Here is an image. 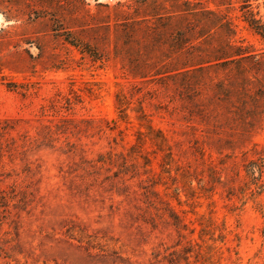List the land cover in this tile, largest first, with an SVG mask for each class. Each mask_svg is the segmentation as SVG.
Instances as JSON below:
<instances>
[{
	"label": "rangeland",
	"instance_id": "1",
	"mask_svg": "<svg viewBox=\"0 0 264 264\" xmlns=\"http://www.w3.org/2000/svg\"><path fill=\"white\" fill-rule=\"evenodd\" d=\"M136 1L0 0V264H208L211 252L215 264H264V90L253 79L248 134L226 125V143L202 144L198 119H184L170 92L151 100L152 84L126 77L114 55L119 12L150 10ZM149 3L168 9L172 0ZM201 3L230 20L237 45L264 59V41L242 21V0ZM250 3L264 18V0ZM69 33L86 53L63 40ZM261 74L254 68L253 77ZM120 87L135 91L126 120L118 117ZM139 101L173 146L169 173L148 142L140 156L150 166L128 157L145 131ZM107 153L115 165L96 163ZM120 154L128 168L119 174ZM93 163L102 168L90 173ZM148 184L157 197L143 195ZM147 200L172 206L181 237L167 211Z\"/></svg>",
	"mask_w": 264,
	"mask_h": 264
},
{
	"label": "trees",
	"instance_id": "2",
	"mask_svg": "<svg viewBox=\"0 0 264 264\" xmlns=\"http://www.w3.org/2000/svg\"><path fill=\"white\" fill-rule=\"evenodd\" d=\"M149 1L151 0L136 2L150 10L137 8L131 12L123 11V14L119 12L122 19H118L121 23L117 26L119 31L114 38V55L121 60L124 75L141 80L140 84H152L154 88L150 93L151 100L153 97L159 99L158 95L165 92L172 93L173 101L179 103L181 112L186 113L184 119L189 121L196 118L204 126L201 141L204 145L226 143L227 141L219 137L226 125L231 130L238 126L244 128L248 134L253 129V79H257L259 88L264 90V59L237 45L230 20L220 11L204 6L201 0H172L168 9L162 5H152ZM211 1L218 8L223 0ZM251 5L250 0H242V21L264 41V18L259 12L253 13ZM63 40L86 53L84 47L87 44L78 43L70 33L65 34ZM87 54L95 60H100L95 58L96 54ZM254 68H258L262 73L259 79L253 77ZM263 92H259V98L264 99ZM134 94L133 87L128 90L120 87L116 93L120 120L127 119L126 110ZM138 103L137 120L142 123L140 125L145 131H137L135 144L130 148L128 157H131L132 153L139 154V157H143L144 165L150 166L151 162L147 156H140L142 147L148 142L156 151L163 153L160 167L163 173H169L170 167L175 163L173 146L163 131L151 124L149 115L144 112L142 101ZM232 109L238 111L237 118L228 116ZM205 137L210 142L203 141ZM194 141L198 145V140ZM119 156L120 163L117 167L120 174L127 170L128 159L122 154ZM96 163L115 165L110 153L99 155ZM90 166V173L102 168L94 163ZM180 175L183 183L190 178L189 171ZM117 176L118 172L114 177ZM138 176L139 174L135 173L131 178ZM120 181L124 182L123 179ZM139 182L141 184L148 181ZM154 186L155 184L141 185L143 195L157 197L158 192L153 189ZM188 189L192 191V188ZM175 192L177 194L178 188ZM5 200L6 196L1 195L0 206ZM159 203L162 207L158 209L155 202L147 200V207L166 210L168 218L172 221L171 225L181 237L180 231L185 229L181 218L168 202ZM212 256V252L208 254V264H215L211 263Z\"/></svg>",
	"mask_w": 264,
	"mask_h": 264
}]
</instances>
